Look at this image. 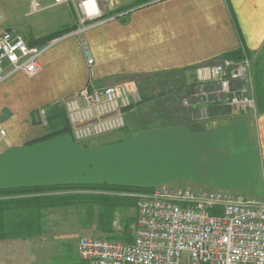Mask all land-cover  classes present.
Instances as JSON below:
<instances>
[{
	"label": "crops",
	"instance_id": "0c3cea01",
	"mask_svg": "<svg viewBox=\"0 0 264 264\" xmlns=\"http://www.w3.org/2000/svg\"><path fill=\"white\" fill-rule=\"evenodd\" d=\"M136 1L100 0L102 18L87 23L78 36V14L71 4L30 0L25 14L39 18L32 24L35 35L27 39L15 19L4 15L1 29L17 31L27 43L65 28L75 31L49 43L38 76L28 79L18 72L6 79L15 75L11 82L0 83V123L9 128L11 112L22 106L26 113L45 112L56 124L47 133L0 137V191L62 188L0 197V264H85L77 252L82 236L109 241L120 237L129 244L134 240L130 233H135L138 194L110 190L140 189L128 171V144L120 143L115 133L78 142L66 122L62 101L88 85L136 89L151 76L191 75L197 67L245 55L251 60L255 110L233 119L194 122L185 109L186 119L199 124H194L188 146L174 147L180 158L176 176L159 184L224 191L249 202L264 199V0H147L124 10ZM58 7L61 15L49 21L63 18L67 23L48 31L46 12ZM86 58L92 59L90 65ZM8 93L14 94L12 100ZM189 172L193 177L183 176ZM208 173L217 174L214 181L199 179ZM101 186L108 189H94ZM79 190L120 203L106 206L101 199L80 206L71 196Z\"/></svg>",
	"mask_w": 264,
	"mask_h": 264
},
{
	"label": "built area",
	"instance_id": "2783aa9c",
	"mask_svg": "<svg viewBox=\"0 0 264 264\" xmlns=\"http://www.w3.org/2000/svg\"><path fill=\"white\" fill-rule=\"evenodd\" d=\"M100 0H54L73 5L81 27L102 18ZM0 83L15 73L33 79L41 72L40 56L48 49L29 47L13 29H1ZM85 52L86 49L82 48ZM87 64L92 63L87 58ZM183 106L194 122L233 119L255 110L251 60L221 59L197 67ZM142 103L126 85L87 86L62 101L65 117L78 142L115 133L126 127V111ZM33 121L47 125L45 112ZM5 132L0 123V137ZM137 222L132 243L82 237L78 258L85 264H264V199L249 202L224 191H195L162 186L135 196ZM185 260V261H184Z\"/></svg>",
	"mask_w": 264,
	"mask_h": 264
},
{
	"label": "rangeland",
	"instance_id": "374dc122",
	"mask_svg": "<svg viewBox=\"0 0 264 264\" xmlns=\"http://www.w3.org/2000/svg\"><path fill=\"white\" fill-rule=\"evenodd\" d=\"M29 1L30 0H0L1 12L3 15L9 18L15 19V22L20 31L23 33L25 39H27L29 35L31 37L35 35L32 24L37 18H39L38 16L30 17L29 15L25 14L26 4H28ZM46 15V26L48 31H58L62 29L64 27L63 25L67 23V21L63 18H54L52 22L49 21L51 16L55 17L61 15L59 7L47 11ZM79 27H81L80 24ZM24 37H22V39L27 44ZM67 40L68 39H65V41ZM49 45L50 44L47 43L42 47L40 46V48L48 47V49L41 55L39 61L42 60L44 55L50 50L49 48H51V46ZM87 61L88 59L86 58V62ZM191 72H193L191 75H156L151 76L148 80L139 81V85L136 86V89L140 96H142V100H144L135 109L133 108L132 112L127 115V117L125 116L126 129H123L124 131H117V133L115 132L120 143H127L128 151L132 152V155L129 156L128 171L133 182L135 183V186L140 187V189L149 190L154 187L158 188L159 186H167L172 188L176 185L191 189L190 187L185 186L183 183L166 184L168 182L167 179L174 178L176 176L174 173V166L175 163L180 159L175 156L174 147L178 144L182 146H188L191 140V132L192 135L195 133L193 132V130H195L194 124H199L193 123L192 121H189V119H186L184 111L186 108L183 106L184 100L182 101V106L184 109L181 107V100L183 99L184 93L187 87H189L193 81L194 71ZM15 77L16 76L14 75L5 82H11L13 79H15ZM23 81L26 82V80ZM12 96H14L12 93H8L7 95L10 100L13 99ZM38 111L26 113L22 110V106L15 107L11 112L12 125H10L8 128V126L1 123L5 135H9V133H15L16 137L19 138L23 133L37 135L39 133H47V131L52 130V126H56V124L49 122L47 116L46 126H41L32 121L34 118L33 115ZM169 154H171V158ZM216 175L215 173H208L206 175L198 176L201 177L199 178L201 181L210 182L211 180H215ZM183 176L189 178L193 177L191 176L190 172L183 174ZM163 181L167 182L164 184H159ZM86 191L88 190H79V192L76 194L71 195L77 200L76 202H78L80 206H83L84 202H91L93 204L96 200L99 201L101 199L103 200L102 205L106 203V206L108 205L114 207L120 203V201L118 202L116 199L108 200L104 195H102L104 198L100 196L95 198L92 196V194H85L84 192ZM135 204L136 198L134 197V205ZM87 206H89V203H87V205L84 207ZM130 235H134V229H132ZM87 236L98 238L97 236L92 235ZM117 239H120V237L115 238L114 241ZM117 242H122V239L117 240Z\"/></svg>",
	"mask_w": 264,
	"mask_h": 264
},
{
	"label": "trees",
	"instance_id": "16d2710c",
	"mask_svg": "<svg viewBox=\"0 0 264 264\" xmlns=\"http://www.w3.org/2000/svg\"><path fill=\"white\" fill-rule=\"evenodd\" d=\"M145 3H147V0H138L134 3H132L129 7L124 8V10L130 9V8H136V7L141 6ZM121 12H123V10ZM112 14L113 13H110V14L104 16L103 18L108 17ZM74 31H75V28H65L59 32H56V33L51 34L50 36L44 38L43 40H41V42L27 43V45L29 47H31V46L38 43V44H40V46H43V45H46L47 43H50L51 41L62 38L63 36L68 35ZM66 122L68 124L67 120H66ZM55 189H62V188H32V189H18V190H14V191H0V197L11 195V194L16 195V194H25V193H37V192H42V191H46V190H55ZM94 189H100L102 191H106L108 188H106L105 186H101L99 188H94ZM110 190L113 192L130 191V192H134V194L148 193L151 191V189L144 190V189H139V188L131 189V188H116V187H112V188H110Z\"/></svg>",
	"mask_w": 264,
	"mask_h": 264
}]
</instances>
